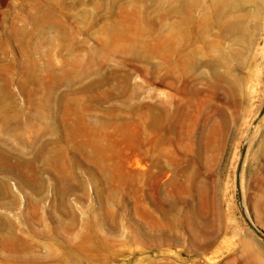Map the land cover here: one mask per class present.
Segmentation results:
<instances>
[{
    "label": "rangeland",
    "instance_id": "rangeland-1",
    "mask_svg": "<svg viewBox=\"0 0 264 264\" xmlns=\"http://www.w3.org/2000/svg\"><path fill=\"white\" fill-rule=\"evenodd\" d=\"M262 108L264 0H0V264H264Z\"/></svg>",
    "mask_w": 264,
    "mask_h": 264
},
{
    "label": "bare ground",
    "instance_id": "bare-ground-1",
    "mask_svg": "<svg viewBox=\"0 0 264 264\" xmlns=\"http://www.w3.org/2000/svg\"><path fill=\"white\" fill-rule=\"evenodd\" d=\"M233 10H236V9H233ZM151 111H153V110L151 109ZM162 118L166 119V114H165V113H161L159 119L162 120ZM164 119H163V120H164ZM163 120H162V121H163ZM158 121H160V120H158ZM162 121H161V122H162Z\"/></svg>",
    "mask_w": 264,
    "mask_h": 264
},
{
    "label": "water",
    "instance_id": "water-1",
    "mask_svg": "<svg viewBox=\"0 0 264 264\" xmlns=\"http://www.w3.org/2000/svg\"><path fill=\"white\" fill-rule=\"evenodd\" d=\"M263 111H264V108H262L259 114L257 115V119L262 115ZM262 239L264 240V237H262Z\"/></svg>",
    "mask_w": 264,
    "mask_h": 264
}]
</instances>
